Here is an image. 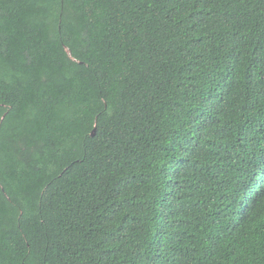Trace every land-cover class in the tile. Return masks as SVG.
Segmentation results:
<instances>
[{"label": "trees", "instance_id": "16d2710c", "mask_svg": "<svg viewBox=\"0 0 264 264\" xmlns=\"http://www.w3.org/2000/svg\"><path fill=\"white\" fill-rule=\"evenodd\" d=\"M0 264H264V0H0Z\"/></svg>", "mask_w": 264, "mask_h": 264}, {"label": "water", "instance_id": "95a60500", "mask_svg": "<svg viewBox=\"0 0 264 264\" xmlns=\"http://www.w3.org/2000/svg\"><path fill=\"white\" fill-rule=\"evenodd\" d=\"M67 52H68V54L72 57V55H71V51H70V49L69 48H67ZM95 134V131L93 132V135Z\"/></svg>", "mask_w": 264, "mask_h": 264}]
</instances>
